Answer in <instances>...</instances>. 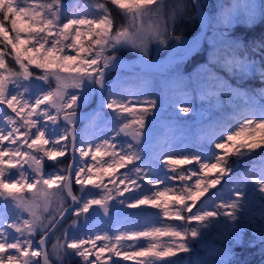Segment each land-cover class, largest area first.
<instances>
[{"label":"snow or ice","instance_id":"6c2138e0","mask_svg":"<svg viewBox=\"0 0 264 264\" xmlns=\"http://www.w3.org/2000/svg\"><path fill=\"white\" fill-rule=\"evenodd\" d=\"M193 4L204 8L200 0ZM90 7L68 13L62 0H0V264H63L71 256L82 264H119L114 257L135 264H177L172 258L191 254L192 244L203 241L209 230L215 229L222 241H238L249 224L264 242V167L237 174L229 166L231 157L257 151L264 162V103L207 65L194 76L184 74L185 60L201 46L200 40L175 35L174 24L186 4L93 0ZM254 11L243 0L222 4L216 16L201 18V31L220 29L211 42L209 64H219L230 75L258 74L264 83V64L241 58L243 42L230 35L241 16L251 18ZM170 40L176 44L169 63L160 67L149 59V45L167 46ZM126 48L146 69L163 73L165 90L181 98L180 113L196 111L195 95L214 99L217 107L222 97L229 104L241 100L243 115L233 116V125H214L208 152L173 150L171 144L167 150L146 151L144 143L152 136L146 122L155 124L162 108L150 80L141 78L132 87L119 79L121 71L130 70L120 55ZM221 48L231 55L221 60ZM113 70L117 79L109 85L106 77ZM257 91L264 100V88ZM97 92L99 110L90 122L101 119L103 109L111 110L113 135L94 142L78 136L75 126L79 110ZM68 154L71 160L59 159ZM46 161L54 163L53 171L45 170ZM143 182L155 190L143 192ZM224 185L231 186L227 193ZM210 190L216 191L209 195ZM125 193L133 195L120 199ZM255 198L261 201L259 226L252 213ZM143 205L159 210L155 222L111 234L91 229L86 236L70 234L81 217L87 224L90 210L94 214L99 208L108 216L110 210ZM50 235H56V243L49 251ZM208 255L215 258L200 264H229L231 249L214 248Z\"/></svg>","mask_w":264,"mask_h":264},{"label":"trees","instance_id":"16d2710c","mask_svg":"<svg viewBox=\"0 0 264 264\" xmlns=\"http://www.w3.org/2000/svg\"><path fill=\"white\" fill-rule=\"evenodd\" d=\"M233 0H200V3L204 5V8L201 10L203 13L205 12L206 16H216L220 10V6L228 5ZM166 4H176V3H184L187 5V10L184 12L182 16H180L175 24H174V32L177 36H182L185 40H193L197 35V22L194 20V13L191 9V3L190 0H165ZM62 3L65 5L66 11L68 13H71L73 11L77 12V5L72 4L70 0H62ZM75 6V7H74ZM88 10L89 11H92ZM216 12L213 14V12ZM114 16H116V13H113ZM116 19L118 22L123 23L124 21L120 16H116ZM212 30V33H211ZM220 31V29L216 28H209L207 29L205 36L203 37V42L201 44V47L197 50V52L191 57L187 58L185 60L182 68L183 72L186 76L188 75H196L197 72L201 71L200 65H207L208 68H210L212 71L218 73L219 75L223 76L225 79H227L233 86L239 85L240 87L248 90L252 95L256 96L258 100H260L261 103H264V100H261L260 94L257 91L261 86L263 85L262 82L260 83L259 75L254 74L250 77H242L239 74L236 75H230L228 71H226L224 68L220 67L219 64H209V53L212 51V44L209 45V42H214L217 39V33ZM230 35L234 39H238L243 42L244 51L239 52L238 55L243 58L244 55H247L249 59H254L257 61L258 65L264 64V47H260V45H264V13L258 14L257 17L253 18H247L244 16V18L240 19L238 22L234 24L230 31ZM176 44L175 40H170L167 46L158 45L156 42H152L149 45V52L150 56L149 58H154L156 56H162L166 53L167 49H171ZM2 47V45H0ZM123 60H131L135 58V56L138 54L136 52H133L131 49H123L120 53ZM231 52L226 51L225 49H220V59L223 60L226 56H230ZM11 62V61H9ZM116 71H111L108 73V75H114ZM126 78L129 80V85L137 84L138 85V79H148L151 81L153 93L154 96H164L167 99H173L176 100L178 97V100L176 103H179L181 98L179 96H174L170 90L166 91L165 87L162 84V81L166 79V77L163 75V73L157 72H144V73H128L126 71L125 73ZM108 78V76L106 77ZM127 83V84H128ZM91 99L88 100V102L80 109L79 111L89 109L94 104V97L91 96ZM200 99L197 96H193L192 102L194 103L195 109H199V105L197 104V101ZM212 100H201L206 101L209 104H207L210 108L211 114L201 119L198 123H194L192 119L194 120V116L190 115H184V119L187 120L185 124L181 125L179 127L178 132L173 130V125L170 122L169 126L166 128L168 130V135H173V132L177 133V135L182 134L184 139H187L189 142H193V144L198 145L199 141H208V137L211 135L213 131V127L217 122H223L226 125H233L236 123L234 119H232L233 116L240 115L242 116L244 113L245 105L243 102H241L239 105L235 107H229L225 106L228 102L226 98H221V103L219 108L215 105V101ZM103 112H106L103 109ZM196 112V111H194ZM164 116V120L168 121L169 116L167 112H163L162 114ZM178 119V117L176 116ZM170 120H172L170 118ZM169 120V121H170ZM200 123V124H199ZM197 124V125H196ZM75 130L77 131L76 127ZM180 136V135H179ZM69 156L67 155L64 159L65 162H67V158ZM236 158L231 157L229 159V163H232L234 170L239 174V170L244 169L245 167H248L245 160L237 161ZM247 162H250L251 164L252 159H247ZM77 186L74 185V191H76ZM77 193V192H76ZM78 194V193H77ZM261 201L258 198H255L253 200L252 204V213L255 218L256 225L259 226L261 224V221L258 217V213L261 211ZM216 231L215 229L209 230L205 239L203 240V247L207 248L209 247H222L227 246L231 249V255L228 257L229 264H264V242H262L257 235L253 232V226L251 224L247 225L245 229L242 231L240 239L238 241L228 240V241H215L210 235ZM198 242V241H196ZM194 242L193 244H195ZM197 252H193L191 254L188 253H181L177 257H174V259L178 264H184L189 262L190 264H199L198 258H197ZM70 264H75L74 260L73 262L70 261Z\"/></svg>","mask_w":264,"mask_h":264},{"label":"rangeland","instance_id":"374dc122","mask_svg":"<svg viewBox=\"0 0 264 264\" xmlns=\"http://www.w3.org/2000/svg\"><path fill=\"white\" fill-rule=\"evenodd\" d=\"M70 2L72 4L77 5V12H87L88 10H91L90 6L93 3V0H70ZM243 2L250 3V4H252L254 6L255 11L252 14L251 18H253V17L255 18V17L258 16V14L260 15L261 13H264V0H243ZM231 3H233V1ZM85 5H87L88 7H85ZM202 13H203V11H202ZM214 13H216V12L214 11L213 14ZM203 16H206L205 12L203 13ZM242 18H244V16H241L240 19H242ZM211 33H212V30H211ZM186 40H188V39H186ZM189 41H191V40H189ZM208 44L211 45L212 43L208 41ZM172 49L173 48L166 50L168 55L170 54ZM133 52H135V51H133ZM136 58H138L137 55L134 58V60H136ZM131 63H132V61L130 62V64ZM134 65H135V63H133L131 65V68ZM160 67H163V65H161ZM107 76H108V78H106V81H107V83L109 85H111L113 83V81L117 79V73L116 72L114 73V75H107ZM119 79L121 81H124L125 83L129 82V80L126 78L125 72H123V71H121ZM259 81L261 83V80H259ZM137 82L139 84L140 79H138ZM262 84L263 85L261 86V88H264V83H262ZM136 85L135 84L131 85V83H130V86H132V87H135ZM261 88H259V89H261ZM94 94H93V97H94ZM153 96H154V94H153ZM89 99H91V98H89ZM133 99H135V97H133ZM157 99H158L157 107H158V109L162 108V111L159 112V119H158V121L155 124L151 121V119H149L146 122L147 129H149L152 132L151 138L148 141H145V143H144V148L146 149V151L153 152V151L167 150V144H171L172 147H173V150H175V149H185V148L190 150V151H202V152H208V151L211 150L212 146L209 144L208 141H203L202 140V141H199L198 145H195V144H193V142L191 143L187 139H184L182 134H179L180 135L179 136V135H177V133H175L176 131L178 132L179 127L181 125L185 124V122L187 121V120L184 119V117H185L184 115L185 114L180 113L179 110H178V107H176L177 105H179L182 102L180 100L179 103H176L177 100H178V97L176 98V100H173V99H170V98L167 99L164 96H158ZM94 100H95V97H94ZM213 101H215V100H213ZM241 102H243V101L234 100V101H232V104H229L227 102L225 106L233 107L232 105L237 106ZM197 104L199 105V109L196 110V112L189 113L188 116H190V115L194 116L195 113H198L199 117H200V120H201V119H204V118L208 117L211 114V112L209 111L210 108L207 105V104H209L208 102L199 100V101H197ZM221 105H222V103H221ZM0 107H3V106H0ZM219 107H217V108H219ZM104 110L106 112H103V115H102L101 119L97 120L95 123L90 122V118L84 119L85 120V122H84L85 125L84 126H80V125H82V123L79 124L77 122L78 126L81 127V128L79 127V129H77V135L78 136H83L85 139H89V140H92L94 142L113 135V123L111 122L112 121L111 110L106 109V108ZM9 112H10V110H9ZM163 112H167L168 116H169V120H170V118L172 120H170V121L169 120L168 121L164 120V116L162 115ZM176 116L178 117V119L176 118ZM79 120L80 119H78V121ZM192 121L194 122L193 119H192ZM170 122L173 125V130H175V132H173V135H174L173 137H172V135H168V133H167L168 130L166 129L169 126ZM76 126H77V124H76ZM5 143H7V142H5ZM77 156H78V154H77ZM234 157L237 159L236 162L245 160V162L248 165V167H245L244 169L239 170V172H238L239 174L243 173L244 171H246V170H248L250 168L252 170L258 172V171L261 170L262 167H264V162L261 161L259 151H257V153H254V154H252L250 156H247V157H244V158H238L236 156H233V158ZM59 159H61V158H59ZM105 159H106V157H105ZM247 159H252V162H254V163L251 164L250 162H247L246 161ZM67 161H68V158H67ZM229 166L232 167L233 164L229 163ZM55 167L56 166L54 165V163L52 161H46V163H45V170L46 171H53ZM185 167L192 168V167H196V166L195 165H187ZM13 171H15V170H13ZM225 179H227V177ZM76 186H77V188H75V189H76V192L79 195V186L78 185H76ZM220 187L221 186H217L218 189ZM230 187L231 186H229V185H224L223 186V191L225 193H227L229 191ZM251 187H252V185H249V188H251ZM149 189H151L153 191L155 190V188L153 186L147 185L146 182H143L142 191L147 193L149 191ZM93 191H96V190L93 189ZM215 191L216 190H210L209 195H211ZM135 194L136 195H140V190H137L135 192ZM132 195H133V193H125V196L124 197H120V199H124L125 197H129V196H132ZM114 203L115 202H113V204ZM139 210L141 211L139 215L138 214L137 215L133 214L134 217H136L135 219L140 218L139 221H136V220L133 219L132 222H129L128 220H126V223L124 222L123 224H119V225L116 224V222L113 221L112 223H108L106 225L103 224L101 227H99V229H96V230L92 229V230L93 231H100V232L108 231L111 234L113 232H116L117 230H124L126 228H132V227L141 228V227H143V225L145 223H152V222H155L157 220V217H156L155 214L159 210L155 209V208H152L151 206H147V205H143V206H141L140 208H137V209L125 208L123 212H120L117 215H122L123 213L126 214V212H133V211L136 212V211H139ZM71 219H72V217H70L68 220H66L63 223V228H67L68 227V225L71 222ZM171 222L178 223V222H175V221H171ZM79 224L80 223L78 222L77 229H71L70 230V234H71V232L78 231V233L80 235H85L86 236L88 234V230L89 229L87 231H85L83 229H82V231H80ZM63 228H61L60 231H63ZM59 234H60V232L58 231L56 235H59ZM56 235H52L50 241L47 243V247L46 248L49 251L51 250L52 245L54 243H56ZM210 236L215 241H217V240L222 241L221 239H219L217 237L216 231H214ZM36 239L38 240L39 237L37 236ZM146 242L147 241H143L142 240L139 243H146ZM98 243H100V242H98ZM192 247L194 249L193 252H197V254H198L197 258H198V263L199 264H200L201 261H207L208 259H214L215 258V257H210L208 255L211 251H213V249L215 247H210V246L208 247L207 246V248H205V247H203V241H198L195 244H192ZM105 255H107V254H105ZM114 259H117L119 261V264H135V261H133V260L125 261L122 258H115V257H114ZM73 260H74L75 264H82L81 259L79 257H76V256H71V257L65 258L63 264H70V261L73 262ZM184 264H190V263L187 262V263H184Z\"/></svg>","mask_w":264,"mask_h":264},{"label":"water","instance_id":"95a60500","mask_svg":"<svg viewBox=\"0 0 264 264\" xmlns=\"http://www.w3.org/2000/svg\"><path fill=\"white\" fill-rule=\"evenodd\" d=\"M190 3H191V6H192L191 9L193 10V13H194V20H196V22H197V26L196 27H197V30L198 31H197V35H196L195 39L200 40L201 41V44H202V42H203L202 39L205 36V32L201 31V18L203 16V13H202V10L201 9L200 10H197L196 9V7L193 4V0H190ZM196 52L197 51H195V53ZM194 54L190 55L188 58H191ZM169 58H170V56L168 55V53H166V54H164L162 56H159V57L156 56L155 58H149V59L153 60L156 64L166 63L165 65H163V67H164V66H167L168 65ZM131 61H133V59H131V60L125 59L124 60L125 64L128 66V68L130 70H127L126 69V70H123V72H126L127 71L128 73H132V74L144 73V72H147V71L149 73L150 72H157V71L148 70L146 68H140L137 65L134 68H131V66L129 65ZM113 71H115V70H113ZM158 73H161V72L158 71ZM94 97H95L94 104L89 109L87 108L84 111H79V115H80V118L79 119H85L87 117H90L91 115H93V113L95 111L99 110V101H100L99 93L98 92L95 93L94 94ZM199 121H200L199 114L198 113H195V115H194V122L195 123H198ZM148 140L149 139H146V141H148ZM68 155H69L68 160H71V154H68ZM69 203H71V201H69ZM96 212L97 213H100V211H98L97 208H96ZM112 213H110V214H112ZM51 236L52 235H50V239H51ZM50 239H48L47 243L50 241ZM47 243H46V247H47Z\"/></svg>","mask_w":264,"mask_h":264},{"label":"flooded vegetation","instance_id":"af4514ba","mask_svg":"<svg viewBox=\"0 0 264 264\" xmlns=\"http://www.w3.org/2000/svg\"><path fill=\"white\" fill-rule=\"evenodd\" d=\"M92 116L90 117H87V118H91ZM77 122L80 124L82 123V125L80 126H84L85 125V120H77ZM76 122L77 126L76 129H79L80 126H78V123ZM81 128V127H80ZM77 133V131H76ZM76 186V185H75ZM96 207V206H94ZM98 211H100V213H97L95 212L93 214L92 210H90V213L88 214V221H87V224H85L84 222V218L81 217L80 220H79V229L80 231L85 230L87 231L88 229H93V230H96V229H99V227H101L103 224L106 225L108 223H112L113 221L116 222V224H123L124 222L126 223V220H128L129 222H132L133 219L136 220V221H139L140 218H137L135 219L136 217H134V215H139L140 214V210L139 211H136V212H126V214H122V215H117L118 213L114 210H110V214L108 216H105L103 211L99 208H97ZM134 214V215H133Z\"/></svg>","mask_w":264,"mask_h":264},{"label":"bare ground","instance_id":"6f19581e","mask_svg":"<svg viewBox=\"0 0 264 264\" xmlns=\"http://www.w3.org/2000/svg\"><path fill=\"white\" fill-rule=\"evenodd\" d=\"M133 63H135L134 66L137 65V66L140 67V68H145L144 65L142 64V62L140 61L139 58H136V60L133 59L131 65H132ZM165 64H166V63H160V64H157V65H158V66H161V65H165Z\"/></svg>","mask_w":264,"mask_h":264}]
</instances>
